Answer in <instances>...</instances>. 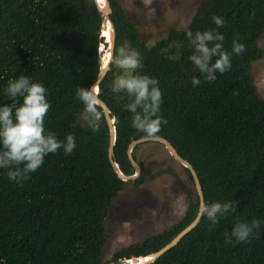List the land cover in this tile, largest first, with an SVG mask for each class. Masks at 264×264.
I'll use <instances>...</instances> for the list:
<instances>
[{
    "label": "trees",
    "instance_id": "16d2710c",
    "mask_svg": "<svg viewBox=\"0 0 264 264\" xmlns=\"http://www.w3.org/2000/svg\"><path fill=\"white\" fill-rule=\"evenodd\" d=\"M114 50L130 45L141 55L142 74L155 77L161 92L158 131L145 134L131 126L125 94L111 91L114 64L98 83L97 95L117 118L113 159L134 172L127 146L143 136L166 138L195 169L205 201L234 199L243 218H264V97L251 65L264 56L257 40L264 32V0H202L186 29L171 28L147 44L118 0H108ZM225 23L217 27L212 16ZM102 17L93 0H0V102L6 80L25 73L47 89L46 130L63 140L71 132L75 148L49 153L29 179L17 184L0 169V260L3 264H110L150 254L182 230L197 214L199 199H189L182 218L143 242L104 260V219L122 189L108 158L109 129L100 106L85 126L79 87L97 78ZM215 29L231 51L233 38L244 44L232 54L231 67L207 81L189 60V34ZM201 83L193 86L191 77ZM102 117V124L93 120ZM134 156V154H133ZM190 177V172L183 167ZM142 176V174H141ZM137 178V181L141 178ZM233 216L215 227L203 216L173 246L147 264H264V229L246 242L224 243Z\"/></svg>",
    "mask_w": 264,
    "mask_h": 264
},
{
    "label": "clouds",
    "instance_id": "9594fccd",
    "mask_svg": "<svg viewBox=\"0 0 264 264\" xmlns=\"http://www.w3.org/2000/svg\"><path fill=\"white\" fill-rule=\"evenodd\" d=\"M212 20L218 28L225 23L224 18L216 14L212 16ZM224 39V34L215 29L198 30L189 34L192 52L188 58L207 81L216 80L217 72L224 73L228 70L231 67V55H238L244 50V44L239 42L238 37L233 38L231 51L226 50ZM109 59L121 70L111 80V91L126 95L128 102L124 107L131 113V126L148 135L156 133L162 122L159 115L161 92L157 79L137 71L141 66V55L130 45H120ZM106 61L109 62L107 59ZM191 83L198 86L201 80L192 76ZM2 96L8 97L10 102H0V169L5 170L10 181L22 184L43 164L47 154L59 149L65 154L71 153L76 146L75 138L69 132L61 140L54 131L46 130L44 121L50 103L47 89L41 81L34 80L25 73L10 77L2 87ZM76 96L84 104L85 111L95 112L96 95L93 88L79 87ZM181 166L186 167L183 164ZM141 167L142 165V172ZM131 174H135V171ZM139 176L140 174L136 178ZM189 178L193 182L191 172ZM197 211L207 219L209 227H215L226 216H233L230 230L224 232L225 244L246 242L264 229V218L241 217L237 214V201L231 198L204 200L199 203ZM0 264H3L2 260Z\"/></svg>",
    "mask_w": 264,
    "mask_h": 264
},
{
    "label": "rangeland",
    "instance_id": "374dc122",
    "mask_svg": "<svg viewBox=\"0 0 264 264\" xmlns=\"http://www.w3.org/2000/svg\"><path fill=\"white\" fill-rule=\"evenodd\" d=\"M201 1L118 0L149 45L171 28L186 29ZM257 43L264 50V32ZM114 68L113 77L121 71ZM250 71L259 95L264 97V56L252 63ZM96 121L102 124L100 115ZM132 152L142 162V176L137 182L125 181L111 201L104 219V260L171 227L182 218L188 200L196 196L193 182L181 164L159 142H139Z\"/></svg>",
    "mask_w": 264,
    "mask_h": 264
},
{
    "label": "water",
    "instance_id": "95a60500",
    "mask_svg": "<svg viewBox=\"0 0 264 264\" xmlns=\"http://www.w3.org/2000/svg\"><path fill=\"white\" fill-rule=\"evenodd\" d=\"M93 2L95 3L101 17H102V23H101V29H100V35H99V43H102L104 49L106 48H110V55L113 54V50H114V36H115V32H114V27L113 24L111 22V19L109 17V13L111 12V7H110V3L108 0H104V2H102L101 0H93ZM107 24H110V28H111V40L110 42L107 41V37L104 36L103 34V30L104 28L107 26ZM109 55V58H110ZM108 58L109 62L103 65V61L101 58V55L98 59V63H99V71L97 74V78L94 81V83L89 87V88H93L95 95H96V106H100L102 109V113H103V117L106 121V124L108 126L109 129V145H108V158L113 166L114 171L117 173L118 177L121 178L122 180H131L134 181V179L140 174V166L142 165L141 161H136L132 155V149L133 147L139 143V142H148V141H156L161 143L170 153V155L177 160L178 162H180L181 164H183L184 166H186L190 172H191V176L193 179V183L194 186L196 188L197 191V196L199 199V203L204 201L203 198V193H202V189L200 186V182L198 179V176L195 172V170L193 169L192 165L185 160L184 158H182L176 151V149L171 145V143L164 137L161 136H143L137 139H133L129 142L128 146H127V157L131 163V165L133 166V168L135 169V174H126L124 173V167L119 165L118 163H116V161L113 159V145L114 142L116 140V135H115V128H114V123L117 122V118L110 114V108L108 107V105L98 97L97 92H98V83L100 82V80L103 78V76L105 75L106 71L109 69L110 66V59ZM99 116V115H97ZM97 116L94 117V121L97 119ZM92 115L90 114L89 111H85L83 113H81L80 115L77 116L76 118V122L80 123L81 125L85 126L87 124V122L89 120H91ZM102 118V117H101ZM199 207V206H198ZM201 215L199 214V211H197V214L195 215V217L192 219V221L187 224L182 230H180L175 236H173L171 238V240L166 243L164 246H162L160 249L147 254L150 255V258L148 260H145L144 262L138 263L136 261L137 257L134 253H130L128 259H130L131 257L134 258L133 263L129 262L127 263L125 259L120 260L118 263H114V264H147L152 262L154 259H156L159 255H161L165 250L169 249L171 246H173L187 231H189L192 227H194L197 222L199 221ZM140 256V255H139Z\"/></svg>",
    "mask_w": 264,
    "mask_h": 264
},
{
    "label": "bare ground",
    "instance_id": "6f19581e",
    "mask_svg": "<svg viewBox=\"0 0 264 264\" xmlns=\"http://www.w3.org/2000/svg\"><path fill=\"white\" fill-rule=\"evenodd\" d=\"M101 1L104 2V0H101ZM110 33H111L110 24H107V26L103 30V34H104V36L107 37V41L108 42H110V40H111ZM100 48H101L100 49V51H101V58H102L103 65H104L107 62L106 59L108 60V58H109L110 48L104 49L102 43L100 45ZM149 258H150V255H140V256L137 257L136 261L138 263H141V262H144L145 260H148ZM133 261H134V258L133 257H131L130 259L127 258V260H126L127 263H129V262L133 263Z\"/></svg>",
    "mask_w": 264,
    "mask_h": 264
},
{
    "label": "flooded vegetation",
    "instance_id": "af4514ba",
    "mask_svg": "<svg viewBox=\"0 0 264 264\" xmlns=\"http://www.w3.org/2000/svg\"><path fill=\"white\" fill-rule=\"evenodd\" d=\"M141 169H142V167H141ZM134 171H135V169H134ZM141 171H140V176H141ZM139 178V177H138ZM131 181V180H130ZM139 181V180H138ZM131 182H137V178L136 179H134V181H131Z\"/></svg>",
    "mask_w": 264,
    "mask_h": 264
}]
</instances>
